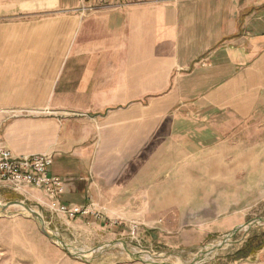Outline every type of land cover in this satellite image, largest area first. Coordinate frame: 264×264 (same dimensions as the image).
Masks as SVG:
<instances>
[{"label":"crops","instance_id":"obj_1","mask_svg":"<svg viewBox=\"0 0 264 264\" xmlns=\"http://www.w3.org/2000/svg\"><path fill=\"white\" fill-rule=\"evenodd\" d=\"M78 3L0 0V148L51 158L73 222L168 230L239 172L264 182V0Z\"/></svg>","mask_w":264,"mask_h":264},{"label":"rangeland","instance_id":"obj_2","mask_svg":"<svg viewBox=\"0 0 264 264\" xmlns=\"http://www.w3.org/2000/svg\"><path fill=\"white\" fill-rule=\"evenodd\" d=\"M221 163L229 166L230 158L223 157ZM237 181V190L222 188L204 202L174 206L168 230L162 231H147L140 222L121 225L115 232L95 227L84 218L83 222L68 218L67 224L52 218L47 205L1 188L0 205H29L69 252L41 232L31 213L11 205L7 213L0 214V264H264V244L254 254H249L251 247L245 249L248 240L251 246L264 240V182L254 178V187L246 188L244 172L237 174ZM220 192L222 197L215 204ZM230 216H238V220L226 227L218 225ZM132 224L137 225L134 235ZM241 249L244 251L238 254Z\"/></svg>","mask_w":264,"mask_h":264},{"label":"built area","instance_id":"obj_3","mask_svg":"<svg viewBox=\"0 0 264 264\" xmlns=\"http://www.w3.org/2000/svg\"><path fill=\"white\" fill-rule=\"evenodd\" d=\"M123 0H79L78 12L88 14L101 8L118 7ZM51 158L44 154L14 156L10 150L0 148V189L8 188L20 193L32 186L43 191L47 207L56 213L74 218L77 214L87 215V208L68 207L56 202L62 192L61 180L50 174ZM137 225H131V235L136 233Z\"/></svg>","mask_w":264,"mask_h":264},{"label":"water","instance_id":"obj_4","mask_svg":"<svg viewBox=\"0 0 264 264\" xmlns=\"http://www.w3.org/2000/svg\"><path fill=\"white\" fill-rule=\"evenodd\" d=\"M11 205L19 206L22 209L31 213V215L38 220L39 228H40L41 232L50 240H52L54 242H58L62 246V248H64L65 251L69 252L66 244L63 241H61L58 238V236L49 232L48 228L45 225L43 218L37 212H35L29 205L24 204L23 202H11V203H7L5 205H0V214L7 213L8 209L11 207ZM136 258L141 260L139 257H136ZM143 262L147 263V261H143Z\"/></svg>","mask_w":264,"mask_h":264},{"label":"trees","instance_id":"obj_5","mask_svg":"<svg viewBox=\"0 0 264 264\" xmlns=\"http://www.w3.org/2000/svg\"><path fill=\"white\" fill-rule=\"evenodd\" d=\"M246 243H247V244L245 245V249H246V247H249V248L251 247V248H250V252H249V254H254L255 252H257L258 250H260V249L263 247L264 240L261 241V242H260L259 244H257L256 246H251V243H250L249 240H248ZM243 251H244V250L241 249V250H239L237 253H238V254H241ZM247 256H248V254L245 255V256H240V258H244V257H247Z\"/></svg>","mask_w":264,"mask_h":264},{"label":"bare ground","instance_id":"obj_6","mask_svg":"<svg viewBox=\"0 0 264 264\" xmlns=\"http://www.w3.org/2000/svg\"><path fill=\"white\" fill-rule=\"evenodd\" d=\"M22 209V208H21Z\"/></svg>","mask_w":264,"mask_h":264}]
</instances>
